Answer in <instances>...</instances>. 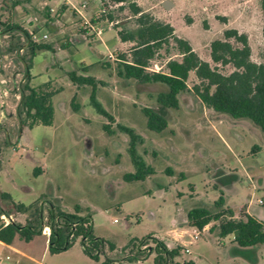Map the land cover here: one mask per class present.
I'll use <instances>...</instances> for the list:
<instances>
[{"label": "rangeland", "instance_id": "obj_1", "mask_svg": "<svg viewBox=\"0 0 264 264\" xmlns=\"http://www.w3.org/2000/svg\"><path fill=\"white\" fill-rule=\"evenodd\" d=\"M71 1L75 5L86 2V15L95 3ZM164 1L133 0L155 20L172 24L175 36L188 40L203 59H210L212 40L221 37L226 28H235L248 35L253 60H264L260 0H170L173 4L168 9ZM12 2L0 0V18L5 20L10 10L24 27L29 26L31 18L30 25L35 26L46 10L42 0L11 10ZM101 6L99 2L98 11ZM69 7L72 10L70 4ZM56 8L61 10V5ZM128 16H133L129 3L115 10L114 17ZM71 17V13L61 16V33L51 32L47 41L53 50L38 51L29 68L32 86L52 81L53 89L58 90L52 99L55 114L51 125L30 127L20 123L17 109L21 95L12 90L20 84L24 66L14 59L16 53L0 50V123L4 124L0 131V194L7 192L11 196H0L2 213L9 211L14 220L23 223L30 212H18L13 201L42 206L45 215L49 202L67 212L80 206L81 215H91L94 234L115 245L114 251L106 248L100 262L107 255L125 259L120 264H154V253L139 261L126 260L148 236L173 239L179 244L171 235L173 230L194 232L186 214L181 225L173 226L179 208L188 212L196 206L210 207L223 197L225 207L233 210L235 218L248 210L264 221V205L258 203L264 198V134L259 127L248 119H234L208 109L193 90L198 80L191 73L190 89L180 94V106L164 110L168 127L162 132L149 129L142 108L159 109L157 94L168 87L118 75L119 62L110 54L119 53L116 58L124 54L120 50V26L101 23L100 37L80 35L78 20L73 22L76 17ZM128 21L137 41L138 21L135 17ZM7 38L0 29V43L5 47ZM168 40L151 60L150 70H161L169 59L181 58L175 40ZM66 43L69 45L65 47ZM135 45L132 41L127 50ZM72 71L100 82L96 99L116 122L134 129L143 138L139 153L155 173L144 180L125 179L126 174L135 172L128 152L129 135L119 131L116 123H112L113 134L105 131L107 119L91 101L93 86L73 83L69 77ZM181 239L190 237L185 234ZM148 242L142 252L154 246L153 241ZM17 243L32 258L11 251L10 258H6L3 252L0 264L100 263L85 254L81 238L61 253L48 250V237L44 234L30 241L19 239ZM188 248L190 252L183 251L177 262L264 264V245L240 247L233 235L218 237L215 231L202 233Z\"/></svg>", "mask_w": 264, "mask_h": 264}, {"label": "trees", "instance_id": "obj_2", "mask_svg": "<svg viewBox=\"0 0 264 264\" xmlns=\"http://www.w3.org/2000/svg\"><path fill=\"white\" fill-rule=\"evenodd\" d=\"M111 1L128 2L134 14L143 11L133 0ZM31 2L32 0H13L10 8L12 10L17 5L28 6ZM260 7L263 12L264 40V0H260ZM50 14L49 7L46 6L40 18L54 20ZM107 17L112 18L113 13L102 15L98 21ZM138 22L141 27L137 41L134 34L119 31L123 40H135L137 44L130 56H122L125 61L119 62L117 73L119 76L133 78L141 83H163L168 87L167 91L157 94L159 109L142 108L149 129L162 132L168 127L169 122L164 110L180 106L179 96L190 89L188 81L191 73H194L198 82L193 85V90L208 109L227 114L234 119H248L264 134V60L260 62L253 60L247 34L235 28H226L221 37L211 41L210 59L207 60L199 55L188 40L175 36V28L171 24L157 21L145 12L140 14ZM0 29L3 36L8 37L6 39L8 46L5 47L0 43V50L16 53L14 59L19 65L24 66L23 78L12 90L21 95L17 109L20 123L30 127L40 124L51 125L55 114L52 99L58 90L53 89L52 81L32 86L29 68L38 51L53 50V45L49 42H33L26 27L19 22V19L13 18L10 10L5 20L0 18ZM170 37L175 40L181 58L168 60L161 70H150L151 60L163 44L169 43ZM66 45L67 43L64 46ZM227 67L230 69L227 70ZM69 77L75 84L93 86L91 101L97 111L107 119L104 124L107 133L115 132L112 123H116L119 131L129 135L128 152L135 166V172L126 174L125 179L144 180L155 173L154 167L147 165L139 153L138 147L144 143L143 138L134 129L116 122L114 115L96 99V86L100 82L92 76L78 75L76 71L70 72ZM3 128L4 124L0 123V131ZM259 149L257 146L256 150ZM0 196L3 199H11L7 192H1ZM13 207L18 212L30 213L23 223L12 220L7 226H0V241L6 244H12L17 236L22 240L30 241L36 235L43 234L42 229L47 225L51 228L48 237V250L51 253L67 251L78 238L82 239L85 254L97 262H100V256L104 255L106 248L110 251L115 250L113 243L94 234L92 217L90 214L81 215L80 206H75L73 212H67L59 205L49 202L46 215L44 208L35 204L27 206L13 201ZM215 221L219 223L212 225L210 231H215L218 237L233 235L234 241L240 247L264 245V222L248 213L235 218L233 210L225 207L223 197L210 207L196 206L188 211V222L193 228L202 229ZM149 240L153 241L154 246L142 252L141 246L146 244L149 246ZM138 249L129 254L126 260L139 261L154 253V264H183L177 262L176 258L181 256L184 248L177 243L170 246L166 239L148 236L139 242ZM187 263L194 264L192 261ZM99 264L120 263L105 255V259Z\"/></svg>", "mask_w": 264, "mask_h": 264}, {"label": "built area", "instance_id": "obj_3", "mask_svg": "<svg viewBox=\"0 0 264 264\" xmlns=\"http://www.w3.org/2000/svg\"><path fill=\"white\" fill-rule=\"evenodd\" d=\"M46 6L49 7L50 15L52 18L55 17L54 20H48V19H40L38 20L37 24L35 26H31L30 24L32 23V18L28 19L29 26L26 27L28 30L31 39L33 42H47L49 39V36L51 34V29L50 26L52 24H60L61 23V16L62 14L60 13V10H57L56 7L50 6L49 5V0H42ZM63 4L67 3L72 6V11L75 13L77 16L78 22L76 23V26L81 33L80 35H93V36H98L100 37L103 31V28L100 26L101 23H104L105 25H108V27H114L116 24L119 22L114 19L110 18H105L104 20L98 21V19L108 13H113L116 9L121 7L125 2H114L111 0H98L100 2V5L102 4L100 10L97 12L95 17H89L87 16L83 9L88 7V4L86 2L82 3L81 5H75L71 0H63ZM114 54H110V58L118 59L116 58ZM0 65H1V60H0ZM6 67V65H4ZM158 71V70H157ZM253 199H251L252 201ZM258 203L261 205H264V198L263 199H258ZM0 220L2 222L3 226H7L10 224L12 220H14L13 216L11 214L7 213H1L0 214ZM174 234H171L172 237L178 241V243L184 248V251L186 253H189L190 250L188 246L196 241L202 233H207L210 231V226L209 224L204 226L202 229L199 228H194V232H189L187 231H178V230H173ZM42 233L46 235L47 237L50 236L51 234V228L47 225H45L42 229ZM187 234L190 237V240H180L181 237H184V235ZM147 247L146 245L141 246V249H145ZM1 257V253H0ZM6 258H10V256H6ZM183 264H188L187 262H183Z\"/></svg>", "mask_w": 264, "mask_h": 264}, {"label": "crops", "instance_id": "obj_4", "mask_svg": "<svg viewBox=\"0 0 264 264\" xmlns=\"http://www.w3.org/2000/svg\"><path fill=\"white\" fill-rule=\"evenodd\" d=\"M63 0H49V5L50 6H54V7H57V6H59V5H61V14H62V17H65V15L66 16H69L70 15V13L72 14V19H73V16H75L76 18H75V20L73 19V22H76L77 21V16L75 15V13L70 9V7H69V4H67V3H65V4H63ZM125 3H128V2H125ZM99 7V2H98V0H95V3H94V5H93V8H92V10L91 9H88V12H87V16H89V17H95L96 16V14H97V12H98V8ZM144 12V10L142 11V12H140V13H138V14H134L133 12V16H128V18H123V19H119V18H117V17H114V14H115V11L113 12V17L112 18H110V19H114V20H117L119 23L118 24H116L114 27H116V26H120L121 27V30L120 31H124L125 33H127V34H132L131 33V30H132V27L133 26H131L130 25V22L128 21L129 19H131L132 17H135L136 19H137V21H138V17L140 16V14L141 13H143ZM109 18V17H108ZM126 19H128V20H126ZM165 23H167V22H165ZM62 25H63V23H60V24H52L51 26H50V29H51V32H56V33H61V31H62ZM172 25V24H171ZM138 26H139V29H140V27H141V25H140V23L138 22ZM175 32H176V30L174 31V34H175ZM120 36V35H119ZM120 38H121V41H122V48L120 49V50H122V51H124V54H122V56L123 55H127V56H130L131 55V52L135 49V46L132 48V49H129V50H127L128 49V47L129 46H131V43H132V41H135V40H131V39H128V40H123L122 39V37L120 36ZM136 42V41H135ZM137 44V43H136ZM69 45V43L66 45V46H68ZM65 46V47H66ZM119 53H115L114 55L116 56V55H118ZM122 56H120V57H118V59L116 60V59H114V58H112V59H114L115 61H118V62H124L125 60L123 59V57ZM170 60V59H169ZM166 64V63H165ZM3 82H5L6 80H2ZM186 209L185 208H179L178 210H177V212H176V216H175V218L173 219V226H175V224L176 223H178L179 225H181V220H183V219H181L182 217H184V214H186L187 215V218H188V212H186ZM247 213L249 212L248 210L246 211ZM248 214H250L251 215V213H248ZM258 220H260V219H258ZM262 221V220H261ZM264 222V221H263ZM169 232V231H168ZM20 238L17 236L15 239H14V241H13V243L12 244H6V243H4L3 241H0V253H1V255L3 254V252H6V256L8 255V256H10L9 254H8V252H15V253H19V254H21V255H24V256H26V257H29V258H32L31 257V255H29V253H28V251H26L25 249H23L22 247H20L19 245H18V243H17V240H19ZM166 240H168V239H166ZM170 243H174L175 241L173 240V239H171V240H168ZM89 257V256H88ZM110 257H112V258H114V259H116L118 262L120 261V262H122V261H124L125 259H122V258H118V257H116V256H110Z\"/></svg>", "mask_w": 264, "mask_h": 264}, {"label": "water", "instance_id": "obj_5", "mask_svg": "<svg viewBox=\"0 0 264 264\" xmlns=\"http://www.w3.org/2000/svg\"><path fill=\"white\" fill-rule=\"evenodd\" d=\"M172 4H173V2L170 1V0H165L163 2L164 7L167 8V9L170 8L172 6Z\"/></svg>", "mask_w": 264, "mask_h": 264}]
</instances>
